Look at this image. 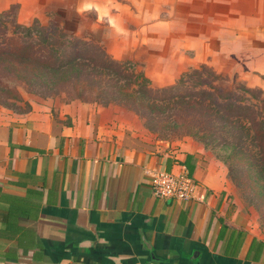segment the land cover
Returning <instances> with one entry per match:
<instances>
[{
    "label": "crops",
    "instance_id": "0c3cea01",
    "mask_svg": "<svg viewBox=\"0 0 264 264\" xmlns=\"http://www.w3.org/2000/svg\"><path fill=\"white\" fill-rule=\"evenodd\" d=\"M127 1L147 31L211 35L264 77V0ZM127 114L90 103L0 111V264H264V237L233 206L219 164L155 141ZM178 166L194 197H155L150 174Z\"/></svg>",
    "mask_w": 264,
    "mask_h": 264
},
{
    "label": "rangeland",
    "instance_id": "374dc122",
    "mask_svg": "<svg viewBox=\"0 0 264 264\" xmlns=\"http://www.w3.org/2000/svg\"><path fill=\"white\" fill-rule=\"evenodd\" d=\"M142 10L150 12L152 6L143 5L139 11ZM134 12L135 7L127 0H0V21L4 23H0V38L11 36L14 24L22 30L38 22L43 27L53 25L54 31H61L69 40L68 44L59 41L42 45L33 43L24 49L23 60L8 53L15 46L0 43V111L19 115L33 108L53 111L79 103L123 109L130 117H136L140 131L155 141L170 149L189 145L219 164L226 174L233 206L239 208L251 227L264 237V175L256 173L258 162L238 157L229 148H222L221 142L203 139L202 134L192 127L188 130L181 127L179 120L165 117L169 116L165 115L169 112V105L166 107L156 101L187 98L200 88L208 91L206 85L195 86L197 80L193 77L186 78L200 65L223 78L220 82L223 89L233 91L237 86H245L255 96L261 92L264 97V89L259 86L261 82L264 84V77L250 73L243 64L242 55L234 57L213 49L211 35L192 37L190 43V38L182 40L181 36L169 34L162 24L147 31L148 21L133 19ZM211 23L203 22L206 29L201 32L210 33L213 29ZM142 28L145 30L137 31ZM166 28L170 31L169 25ZM70 52H73L71 56ZM104 55L109 60L129 63L125 65L129 71L122 74L115 89H122L139 100L136 105L117 99L108 104L114 95L100 97L87 86L85 74L91 72L90 69L100 63L99 59ZM72 56L85 59L70 65L68 60ZM140 73L149 80L147 87L150 90L144 94L137 92L138 86L130 76L137 77ZM181 76L185 79L183 85L178 84ZM205 78L212 85L210 77L203 74L202 79ZM128 82L130 87H126ZM109 84L115 85V82ZM124 91L119 94H125ZM236 94L240 96L241 92ZM245 97L248 99L246 105L256 103L251 96ZM135 108L144 117L136 115Z\"/></svg>",
    "mask_w": 264,
    "mask_h": 264
},
{
    "label": "trees",
    "instance_id": "16d2710c",
    "mask_svg": "<svg viewBox=\"0 0 264 264\" xmlns=\"http://www.w3.org/2000/svg\"><path fill=\"white\" fill-rule=\"evenodd\" d=\"M2 26L5 28L4 25ZM52 26L43 27L38 22H35L31 26L19 30L18 26L14 24L11 26L13 27L11 36L0 38V43L6 46H15V49L8 53L17 60H23L24 49L33 43L42 45V43L48 44L49 42L56 43L59 41L62 44H68L67 35H64L61 31L57 33ZM55 38L58 39L55 40ZM39 41L41 42L39 43ZM72 54L73 52L69 53L70 56ZM72 57L68 60L70 65L78 60L85 59L83 57ZM99 61L100 63H96L90 69L91 72L85 74L84 79L88 83L87 86L90 90H95L100 97H104L103 94H111L108 95L110 97L114 95L115 98H109L111 101L108 104L117 99L118 102L125 101L131 105H136L139 100L133 99L132 96L126 94L122 89H115L122 74L129 71L125 67L129 63L109 60L105 55L102 59L100 57ZM89 62L92 61L89 60ZM132 74H134L133 71ZM203 74L210 77L212 85L207 82L206 78L202 79ZM130 76L136 82L134 85L138 86L139 90L137 92L144 94L150 90L147 87L149 80L143 74L140 73L137 77L135 75ZM192 77L197 80L194 84L195 86L206 85L209 90L200 88L197 93L187 98L183 96L179 99H157V102L170 107L169 112L165 114L169 116L165 117L179 120L182 124L181 127L187 130L190 127L194 128L202 134L203 139L210 138L214 142L222 143V148H229L233 154H238L240 158L256 160L258 162L256 173L264 175V97L262 93L259 92V95L255 96L254 92L245 86H237V89L235 88L233 91L231 89L225 90L220 86L223 78L205 65H200L198 69L186 75L187 79H192ZM113 81L115 85H110L109 82ZM214 82L217 83L214 84ZM184 83L185 79L181 76L178 84L183 85ZM130 86L131 84L128 82L126 87ZM173 88L171 87V89ZM121 91H124L125 94H119ZM236 92H241L240 96ZM245 95L251 96L256 103L246 105L245 102H248V99ZM220 101L221 103H219ZM140 104L141 102H139ZM135 109L137 111V108ZM137 113L136 115L144 117V114H140L139 111ZM259 123L262 125L261 127H259Z\"/></svg>",
    "mask_w": 264,
    "mask_h": 264
},
{
    "label": "built area",
    "instance_id": "2783aa9c",
    "mask_svg": "<svg viewBox=\"0 0 264 264\" xmlns=\"http://www.w3.org/2000/svg\"><path fill=\"white\" fill-rule=\"evenodd\" d=\"M153 195L159 199L186 202L194 197L197 188L195 180L184 166L176 171L155 170L150 174Z\"/></svg>",
    "mask_w": 264,
    "mask_h": 264
}]
</instances>
